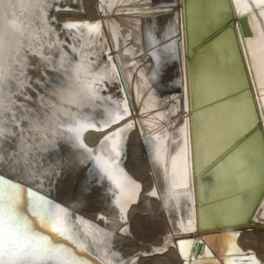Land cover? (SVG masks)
<instances>
[{
  "label": "bare ground",
  "instance_id": "6f19581e",
  "mask_svg": "<svg viewBox=\"0 0 264 264\" xmlns=\"http://www.w3.org/2000/svg\"><path fill=\"white\" fill-rule=\"evenodd\" d=\"M103 1L8 0L12 7L3 23L9 34L16 36V41L7 57L8 71L3 81V99L10 110L0 109V128L7 130L5 136H0V174L68 208L74 219L82 221L86 232H98L99 246L105 253H115L116 260L133 264H188L180 254V240L195 241L193 253L200 244V256L208 248L212 256H205L206 260H220L219 249L229 234L238 233L237 245L245 253H255L264 264V219L258 218L264 205V189L248 215L264 184V153L258 138H252L237 155H231L208 175L204 173L221 157L213 153L226 131L225 122L238 124L245 109H239L238 119L231 112L220 110L200 114L196 121L198 140L194 154L187 55L177 0H108L116 5L110 10ZM137 1L154 11L149 18L142 15L126 18L127 27L134 33L140 30L146 34L143 42L151 47L142 66L150 67L148 77L152 80L174 86L173 90L170 87L160 91L167 107L171 92L181 91L183 113L150 134L144 123H151L152 130L157 123L146 117L162 104L158 95L150 94L149 99L135 101V116L127 101L132 116L109 130L128 123L135 125L125 133L121 164L140 188L125 221L111 203L109 183L99 178L91 162H81L80 153L65 143L67 133L57 123L68 121L65 109L94 120L105 109L116 108L111 100L127 99L125 86L118 77L97 81L98 98L87 99L80 105L69 103L68 96L81 93L80 88L69 86V58L82 63L93 74L101 71L109 57L115 65L103 13L139 9ZM245 3L253 8L252 14L246 11L241 14ZM231 5L234 17L227 24L230 23L239 40L255 98L257 90L253 87L242 41L255 38L256 30L264 28V17L257 15L253 23V15L259 9L250 0H241L239 5L231 0ZM68 22L99 23L102 35H90L87 29L66 30L63 25ZM56 40H62V44L54 43ZM128 66L124 64L123 69L129 81L137 66ZM148 77L141 79L147 90L151 87ZM201 88L208 97L211 88ZM260 120L264 132V118ZM106 134L89 131L84 139L89 147L95 148ZM89 239L95 241L96 237L90 235Z\"/></svg>",
  "mask_w": 264,
  "mask_h": 264
},
{
  "label": "snow or ice",
  "instance_id": "6c2138e0",
  "mask_svg": "<svg viewBox=\"0 0 264 264\" xmlns=\"http://www.w3.org/2000/svg\"><path fill=\"white\" fill-rule=\"evenodd\" d=\"M250 2L259 9V12L253 15L255 24L257 15L264 17V0H250ZM235 3L239 5L241 0H235ZM11 7L12 4L8 0H0V109L4 111L10 110L5 107L3 99V81L8 71L6 61L13 51V42L16 41V36L10 35L3 23ZM245 11L252 14L253 8L245 3L241 14ZM63 28L66 30L87 29L90 35H102L99 23L68 22L63 25ZM242 43L249 61L253 87L257 90L256 97L255 101L249 105L248 97L244 96L245 113L241 122L236 125H233L231 120L225 122L226 131L213 153V155H220L221 159L230 154H238L234 141H238L252 129L257 119V111L259 117L264 118V28L256 30L254 39H244ZM16 51L18 52V49ZM69 59L68 71L71 73L68 77L69 86L81 89V93L67 97L69 103L80 105L87 99L98 98L95 91L97 81L117 80L119 77L111 57L96 74L90 72L82 63L77 64L72 58ZM109 99L111 100V97ZM111 102L116 105V108L105 109L101 117L94 120L65 109L69 119L58 121L57 127L67 133L65 143L80 153L81 162H91L99 178L109 183L111 203L118 209L120 219L126 221L127 210L132 203L136 202L140 185L123 168L121 157L126 147L125 133L135 125L128 123L109 131L131 114L126 98L119 101L111 100ZM89 131L107 134L100 140L99 145L93 148L89 147L84 139ZM6 132V129L0 128V136H5ZM173 168L175 169V161ZM258 218L264 219V205H261ZM90 235L96 237L95 241L89 239ZM238 235V233L229 234L224 246L219 249L222 257L220 260H206L205 256H212L208 248L203 249L204 256H197L191 251L196 243L192 240L178 242L180 254L188 264H261L255 253H245L237 245ZM59 240L65 243H60ZM99 245L98 232H86L82 221L74 219L68 208L31 187L13 182L0 174V264H93L94 261L95 264H133L132 261L114 259L115 253L111 251L105 253Z\"/></svg>",
  "mask_w": 264,
  "mask_h": 264
},
{
  "label": "water",
  "instance_id": "95a60500",
  "mask_svg": "<svg viewBox=\"0 0 264 264\" xmlns=\"http://www.w3.org/2000/svg\"><path fill=\"white\" fill-rule=\"evenodd\" d=\"M103 2L108 10L116 8V5L111 4L108 0ZM136 5H138L136 7H139V9L118 13L112 11L103 13V20L112 47L110 55L114 59L119 77L122 80L121 84L125 86L127 101L133 115L135 116L134 104L136 100L149 99L150 94L158 95V98L161 99L160 109H154L146 117L149 120H156L157 126H154L155 128L152 130L153 126L151 123H144V127L151 134L155 129L157 130L171 124L176 117L183 113L182 94L179 90L172 91L170 94L172 99L167 107L162 100L163 95L160 91H167L172 83L165 85L164 83L160 84L159 81L152 80L151 77H148L150 67L148 65L142 66V61L148 58L151 47L144 43L147 38L146 34L143 35L140 30L134 33L127 27L126 18L132 16L140 17L141 15L149 18L154 11L144 2L137 1ZM177 8L181 11L185 53L187 55L188 103L193 153L196 154V141L198 140L196 121L200 114L209 112V110H220L223 113H226V111L231 112L238 119L239 114L237 113L239 109L240 111L245 109L243 104L244 96L248 97L249 105L255 101V98L239 40L234 29L230 27V23L227 24V21L234 17L231 0H177ZM53 42L62 44V40ZM64 44L69 46L67 43ZM195 46L197 47L194 48ZM192 48L194 49L192 50ZM124 64L137 66L133 78L129 81L126 79V75L124 76ZM146 75L151 83V87L148 90L141 81L143 76ZM202 86L207 87V89L211 88L209 90L210 93L207 91L208 97H206L207 93L205 94L201 91ZM171 89L173 90L174 86ZM199 97L201 98L200 101ZM169 108H171V114L168 113ZM131 116L130 114L126 118ZM256 116L257 119L252 129L238 141H234L238 150L245 147L256 136L264 153V132L258 111ZM230 156L231 154L224 159L218 158L204 173L208 175ZM262 186L264 187V184ZM263 187L258 197H256V201L252 203L248 215L253 212L259 195L264 189ZM194 253L197 256L201 255L202 247L200 244Z\"/></svg>",
  "mask_w": 264,
  "mask_h": 264
}]
</instances>
